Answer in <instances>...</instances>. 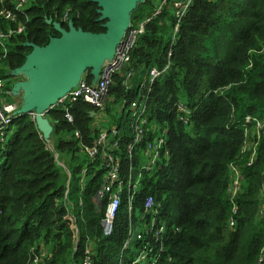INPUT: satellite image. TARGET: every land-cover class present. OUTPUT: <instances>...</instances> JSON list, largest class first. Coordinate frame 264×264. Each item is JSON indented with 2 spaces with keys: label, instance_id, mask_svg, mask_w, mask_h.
Returning <instances> with one entry per match:
<instances>
[{
  "label": "trees",
  "instance_id": "obj_1",
  "mask_svg": "<svg viewBox=\"0 0 264 264\" xmlns=\"http://www.w3.org/2000/svg\"><path fill=\"white\" fill-rule=\"evenodd\" d=\"M157 7L156 0H144L131 15L134 29L151 20L132 51L129 99L137 98L138 85L153 68L163 72L152 88L150 120L168 129L170 160L144 176L135 214L144 212L145 198L152 196L162 205L156 228L166 230L162 251L152 242L149 261L138 264H264V128L254 121L264 122V0H195L173 47V10L154 17ZM101 10L94 0H35L26 9L24 32L7 41L0 79L9 81L35 48L61 38L55 24L67 32L108 33L110 20L102 19ZM20 20L25 23V16ZM8 28L17 25L0 19V29ZM124 78L115 77L111 96H125ZM180 101L192 111L189 125L178 119ZM93 112L84 102L74 104L71 124L64 111L50 110L52 145L24 115L0 143V264H32L33 250L45 254L41 264H84L87 258L119 264L122 257L133 264L150 241V235L135 240L123 252L130 232L127 199L113 234H104L106 203H98L97 194L105 172L81 147L92 146L97 135ZM60 156L63 166L56 161ZM123 165L127 172L129 162ZM231 165L243 177L234 198Z\"/></svg>",
  "mask_w": 264,
  "mask_h": 264
},
{
  "label": "built area",
  "instance_id": "obj_2",
  "mask_svg": "<svg viewBox=\"0 0 264 264\" xmlns=\"http://www.w3.org/2000/svg\"><path fill=\"white\" fill-rule=\"evenodd\" d=\"M35 0H0V19L9 25L16 24V29L8 28L7 31L0 29V66L9 57L10 48L7 41L16 34H21L26 28V23L30 19L26 16V9ZM160 4L155 11L154 17H157L171 7L174 17V24L170 32L172 47L176 44L183 19L188 15L190 9L194 5L195 0H159ZM25 16L26 21L23 23L20 19ZM68 14L64 16V22H67ZM151 18L147 19L136 29L132 28V24L127 31L125 38L118 48L114 58L104 67L98 83L93 86L83 81L76 89L58 99L57 103L51 106L43 113L29 111L27 113L31 119L36 122L39 118H45L50 110L61 109L65 113V119L71 123H75V119L71 113L74 104L84 102L97 111H104L111 99V88L114 85L115 77L126 68L129 69L125 74L123 87L125 96L122 99L113 98L112 106L114 110L122 109V118L119 124L100 130L94 140L92 146L88 147L82 142V151L85 152L91 163L100 162L99 169L104 173V184L97 194L98 203H106L105 219L103 221L104 234L110 236L114 232V223L117 215L125 199L128 203L130 232L129 238L125 243L124 250H128L133 241H143L150 235V241L146 244L144 250L139 253L137 260L133 264L146 263L149 261L154 248V244H161L163 249V236L166 226L159 229L157 225V215L162 209L161 203L150 196L145 198L144 212L135 214V203L137 196L142 192V184L144 176L153 175L166 166L170 160V152L168 150V129L162 127L157 121L150 120L149 101L151 98L152 88L156 80L162 76V71L153 68L147 77L138 85L137 98L130 100L132 93V83L135 76V70L132 68V51L134 49L137 37L145 32V26ZM172 54H169V58ZM169 66L167 67V69ZM6 88V82L0 79V143L7 141L11 134V126L19 117L24 116L16 112V108L5 100H2L3 90ZM121 103L119 106L118 103ZM175 110L180 122L189 125L192 111L184 102L175 105ZM258 130L264 128V122L256 119ZM247 122H252V118L248 117ZM45 135V134H44ZM77 139H81V134L75 132ZM131 139L126 149H122V144ZM50 144V142L47 140ZM51 145V144H50ZM246 150V147L244 148ZM255 155V150L253 156ZM129 162L128 171H124V161ZM144 160V161H143ZM143 161V162H142ZM232 174L231 188L235 190V196L240 190L242 183V175L236 165L230 166ZM88 169L82 171V181L87 175ZM230 191V190H229ZM264 197V187L262 189ZM233 196V198L235 197ZM233 226V221L231 222ZM32 264H41L45 258V254L39 255L32 251ZM157 259V258H156ZM84 264H92L89 258ZM119 264H125L123 257ZM152 264H157V260H152Z\"/></svg>",
  "mask_w": 264,
  "mask_h": 264
},
{
  "label": "water",
  "instance_id": "obj_3",
  "mask_svg": "<svg viewBox=\"0 0 264 264\" xmlns=\"http://www.w3.org/2000/svg\"><path fill=\"white\" fill-rule=\"evenodd\" d=\"M99 3L102 10V19H109L107 24L108 33L92 35L84 33L71 27L69 32L61 29L59 24H55L58 31L62 33L60 39H52L48 52H43L44 73H41L43 85L53 86L45 89L44 106L38 113L47 111L55 105L58 97L62 94L61 87L77 80L88 68L95 67L99 72L100 65L106 58L113 59L118 48L121 46L127 31L131 26V15L136 10L139 3L144 0H94ZM55 57V61H54ZM42 83V82H40ZM92 113V117L95 116ZM42 124V118L38 119ZM48 140V137H46Z\"/></svg>",
  "mask_w": 264,
  "mask_h": 264
},
{
  "label": "crops",
  "instance_id": "obj_4",
  "mask_svg": "<svg viewBox=\"0 0 264 264\" xmlns=\"http://www.w3.org/2000/svg\"><path fill=\"white\" fill-rule=\"evenodd\" d=\"M54 39H60V38H54ZM52 41V40H51ZM52 42L44 48H35L31 54L28 56V60L24 67L12 78L6 82V91L2 95V100L8 101L10 105H13L16 108V112L20 114L27 115L29 111L37 112L41 110L44 106V101H40L42 97L46 96V90L48 87L53 86V81L47 85H43V78L41 76V73H44V65L45 63L43 60V52H48L51 47ZM112 59L106 58L102 62L99 68V72L96 73L95 67H88L81 75L80 77L69 83L67 86L63 85L61 87L62 94L57 98H61L65 96L66 94L70 93L74 89L77 88V86L80 84V82H87L90 85L95 86L100 77L101 73L104 69V67L111 61ZM55 61V57H54ZM126 68L121 72L126 74ZM135 77V76H134ZM134 80V79H133ZM42 82V83H40ZM48 97V96H47ZM44 100H46V98ZM110 102L108 103L106 109L104 111H97V113L94 116V129L97 130V133L100 130H103L105 128H109L111 126H115L119 124L122 118V114L119 116L118 120L114 122L112 125L109 123L104 122L101 117L103 114H107L110 116V109L114 108L112 106V100L113 98H116L114 96H110ZM10 100V101H9ZM42 100V99H41ZM42 124L38 123V120L36 123L39 125L40 130L45 134V136H50L52 129L54 128L53 121L50 118L49 114L42 119ZM49 141V140H48Z\"/></svg>",
  "mask_w": 264,
  "mask_h": 264
},
{
  "label": "rangeland",
  "instance_id": "obj_5",
  "mask_svg": "<svg viewBox=\"0 0 264 264\" xmlns=\"http://www.w3.org/2000/svg\"><path fill=\"white\" fill-rule=\"evenodd\" d=\"M156 1H157V4L159 5L160 1L159 0H156ZM5 91H6V89L3 90V94H4ZM6 102H8V101H6ZM118 104H119V106H121L120 102ZM109 111H110V116H108L107 114H103L101 119L104 122L109 123L110 125H112L114 122H116L118 120L119 116L122 114V109L119 108L118 110H114L113 108H111ZM47 137H48V140H49L50 144L52 145V142H53L52 134L50 136H47ZM63 160H64V158L62 156L58 157V159L56 161H57L59 166H63V164H64ZM229 193H230V195L232 197L235 196V190L231 188V185H230Z\"/></svg>",
  "mask_w": 264,
  "mask_h": 264
}]
</instances>
